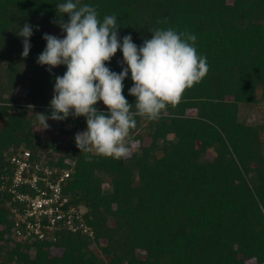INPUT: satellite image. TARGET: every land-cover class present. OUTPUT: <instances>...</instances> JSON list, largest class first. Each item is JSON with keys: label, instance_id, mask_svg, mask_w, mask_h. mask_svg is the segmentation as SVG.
Here are the masks:
<instances>
[{"label": "trees", "instance_id": "1", "mask_svg": "<svg viewBox=\"0 0 264 264\" xmlns=\"http://www.w3.org/2000/svg\"><path fill=\"white\" fill-rule=\"evenodd\" d=\"M65 2L0 0V264H264V124L241 116L264 104V0H79L101 21L117 17L121 43L131 35L142 46L154 29L172 28L195 35L207 58V76L177 106L156 121L136 117L131 153L120 160L80 151L84 117L49 119L45 129L36 116L51 114L46 92L67 71L37 63L45 34L64 37L56 6ZM25 23L33 28L27 58L18 36ZM106 66L120 73L122 51ZM132 87L129 72L123 95L134 106ZM23 146L52 151L57 166L73 168L66 195L87 209L93 236L14 238L1 177L5 154Z\"/></svg>", "mask_w": 264, "mask_h": 264}, {"label": "clouds", "instance_id": "2", "mask_svg": "<svg viewBox=\"0 0 264 264\" xmlns=\"http://www.w3.org/2000/svg\"><path fill=\"white\" fill-rule=\"evenodd\" d=\"M56 9L62 15L59 27L65 35L59 38L45 34L46 48L37 63L48 66L50 73L61 65L67 71L55 77L51 114L36 116L45 129L49 119L84 117L87 130L75 136L80 151H94L116 160L127 158L134 143L129 136L137 127L136 117L159 120L168 106H177L186 90L200 84L209 72L206 56L197 53L195 35L172 28L154 29L151 38L137 46L131 35L123 37L121 43L115 15L101 21L95 7L80 6L79 0H66ZM65 16L69 18L66 23ZM162 22L166 20L158 21ZM18 36L23 38L22 56L27 58L32 26L25 23ZM118 51H122L126 64L120 73L106 66ZM129 72L133 81L129 95L136 98L134 106L123 95ZM100 101L107 113L98 110Z\"/></svg>", "mask_w": 264, "mask_h": 264}, {"label": "built area", "instance_id": "3", "mask_svg": "<svg viewBox=\"0 0 264 264\" xmlns=\"http://www.w3.org/2000/svg\"><path fill=\"white\" fill-rule=\"evenodd\" d=\"M5 158L9 168L1 177V189L11 197L7 206L17 241H55L67 231L93 236L84 220L87 209L66 195L72 167L57 166L58 156L52 151L36 153L23 147Z\"/></svg>", "mask_w": 264, "mask_h": 264}, {"label": "rangeland", "instance_id": "4", "mask_svg": "<svg viewBox=\"0 0 264 264\" xmlns=\"http://www.w3.org/2000/svg\"><path fill=\"white\" fill-rule=\"evenodd\" d=\"M63 36L65 35V33H63ZM23 89L20 90L19 92L17 91V93L15 95H18L20 93H22ZM47 96H48V102L50 104L51 100L53 99V95H54V91L53 92H46ZM261 93L260 91L258 92V97H260ZM101 107H106L103 102L101 104ZM241 116L244 119H248V122L251 124H264V104H259L253 107H248V108H242L241 109ZM36 134L40 133V129L38 127L35 128ZM263 139H264V134L262 135ZM66 139V138H64ZM63 140V139H61ZM23 148H26L25 146H23ZM94 152V151H93ZM215 155V151L211 150L208 154V158L212 159ZM108 180H107V184H108ZM85 209V208H84ZM86 210V209H85ZM92 248L97 251L99 254L100 252L97 250V247L95 245L92 246Z\"/></svg>", "mask_w": 264, "mask_h": 264}]
</instances>
